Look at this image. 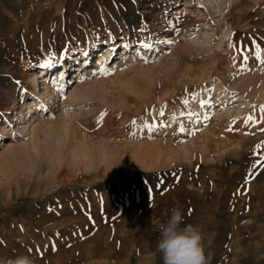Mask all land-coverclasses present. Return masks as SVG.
<instances>
[{
    "label": "rangeland",
    "instance_id": "1",
    "mask_svg": "<svg viewBox=\"0 0 264 264\" xmlns=\"http://www.w3.org/2000/svg\"><path fill=\"white\" fill-rule=\"evenodd\" d=\"M144 1L0 0V84L7 65L20 67L12 84L4 86L7 108L0 110L3 264L19 256L29 257L33 264H162L156 251L157 226L176 207L185 224L201 228L208 264H264V99L248 102L249 94L239 87L244 79L257 88L264 85V0ZM152 7L158 9L156 17ZM135 13L142 14L138 24L126 26ZM110 44L111 66L107 61L99 76L93 73L85 81L107 80L112 93L121 94L130 108L141 106L139 113L123 109L114 115L102 99L105 89L98 96L90 89L76 91L80 71L86 66L95 70ZM171 56L178 64L169 71L162 62ZM56 60L61 63L50 80L55 92H47L41 76L37 91L31 93L32 77L45 74ZM43 67L47 69L40 73ZM33 101L37 104L30 109ZM94 106L99 108L96 116L115 117L116 123L107 129L115 130L112 137H99L111 147L121 141L186 145L210 133L221 115L223 126L212 128V137L226 144L219 152L192 147L173 162L110 175L94 166L99 148L90 141L88 157L66 154L72 164L66 161L52 174V159L42 157L38 148L30 147L38 155L19 158L9 149L11 141L22 144L37 136L41 121L67 116L68 122L76 123L85 110L76 124L84 130L102 126L90 113ZM17 113L21 119L15 118ZM243 115L245 121H238ZM7 119L14 130H4ZM51 138V145L57 144ZM244 139L247 143L241 147L238 142Z\"/></svg>",
    "mask_w": 264,
    "mask_h": 264
},
{
    "label": "bare ground",
    "instance_id": "2",
    "mask_svg": "<svg viewBox=\"0 0 264 264\" xmlns=\"http://www.w3.org/2000/svg\"><path fill=\"white\" fill-rule=\"evenodd\" d=\"M151 2V0H146L144 1L143 3L147 4ZM158 0L156 1L155 4H158ZM154 4V5H155ZM152 5V4H151ZM151 11V15L152 16H155L158 14L157 11L158 9L156 7H152V9L150 10ZM149 11V12H150ZM128 14V13H127ZM141 15L135 13L133 15V19H130L128 17L126 23L127 25L126 26H136L138 24V20L137 18L138 17H141ZM130 30V29H129ZM123 42V41H122ZM122 42H119L120 44H123ZM128 46V45H127ZM43 47V46H42ZM113 47H114V44H110L109 46H107V48L105 49V55L101 56L100 54V59L98 60L97 64L95 65V70H92V69H88V67H84L80 73L78 74L79 78H78V82L76 85V91L79 90V93L80 91L82 92L83 91H86L87 89H90L89 91L93 90L95 92V94L98 96V95H101L104 90H107L108 92L111 91V89L109 88V86L107 85V80L103 82V80H100V81H85L87 78L89 79L93 73H95L94 75H97L99 76L101 74V72L103 71V67L108 66V62H109V65H110V60H108L112 55V51H113ZM39 49V48H38ZM89 49L86 48L85 49V53H89L88 52ZM136 51V50H135ZM138 51V50H137ZM181 52V51H180ZM77 55V54H76ZM76 55H73V58L71 59L73 61L72 65L76 64L77 63V56ZM138 55V54H137ZM130 55H125V59H128ZM113 58V57H111ZM130 59V58H129ZM177 57L176 56H171L170 58H165V60L162 62L163 66L167 69V70H172L173 67L175 68L174 64L177 62L176 61ZM108 61V62H107ZM112 61V59H111ZM60 63L61 61L60 60H56V61H53L49 67L47 69V67H43L40 71V73L42 71H44L45 69H47V72L43 75H35L34 78L32 77L31 79V83H32V90H31V93H35L37 91V89H35L36 87V84L38 82V77H41L42 76V81L44 82L45 86H46V89H47V92H49V94H52L55 92V89L54 87H52L50 85V80L52 79V77L54 76V73H55V69L56 67H59L60 66ZM64 64V67L66 68L67 67V64L66 63H62ZM178 64V63H176ZM118 66H120V62L117 63ZM3 66V65H2ZM75 66V65H74ZM111 66V65H110ZM115 66V65H113ZM117 66V67H118ZM162 66V67H163ZM178 66V65H176ZM3 67H6L5 65ZM19 67L18 64H11V65H7V69H6V77H4V81L2 84H0V110H4L5 108H7L6 106V98H7V90L5 89V84L8 82V84H12V81H13V73L14 71ZM141 67V66H140ZM20 68V67H19ZM148 68V66H147ZM5 69V68H4ZM70 69V68H69ZM86 69V72L84 74H82V71ZM49 70H52V72L50 73L49 75ZM177 69H175L176 71ZM140 71V70H139ZM4 72V71H3ZM66 72V71H65ZM135 72V71H133ZM132 72V74H133ZM143 72V71H142ZM148 72V71H147ZM174 72V70H173ZM180 72V71H179ZM186 73V78L187 75H191L190 71L187 70L185 71ZM171 74H173L172 72H170ZM169 73V74H170ZM182 73V72H181ZM184 73V71H183ZM182 73V76H184V74ZM131 74V73H130ZM170 74V75H171ZM175 74V73H174ZM23 75V73H22ZM118 75V74H117ZM116 75V76H117ZM123 75V73H122ZM121 75V76H122ZM128 75V74H127ZM177 75V73H176ZM179 75V74H178ZM181 75V74H180ZM193 75V74H192ZM195 75V74H194ZM115 76V77H116ZM155 76V75H154ZM175 76V75H173ZM182 76L181 79L183 78ZM198 76V75H197ZM11 78V79H8V78ZM22 77V76H21ZM156 77V76H155ZM178 77V76H177ZM173 78V77H172ZM22 79V78H21ZM55 79V78H54ZM167 79V78H166ZM176 78H174L175 80ZM180 78L177 80V82L179 80H181ZM189 79H190V76H189ZM188 79V80H189ZM195 79V77L193 78ZM197 79V78H196ZM62 80V79H61ZM155 80V79H154ZM159 80V79H158ZM243 80V79H241ZM255 79H253L254 81ZM183 81V80H182ZM176 82V83H177ZM184 82V81H183ZM232 82H234L232 80ZM240 82V81H239ZM256 82V81H254ZM264 82V81H263ZM123 83V82H122ZM182 83V82H181ZM230 83V82H229ZM127 84V83H126ZM129 84V83H128ZM264 84V83H263ZM262 84V85H263ZM232 85V84H231ZM254 84L252 83V80L250 79H244L243 82H240L239 84V87H241L243 91L247 92L246 94H249L247 97L249 101H251V99H254V101H258V103L262 102V100L264 99V85L263 86H260L259 88H256L253 86ZM121 87V86H120ZM129 87V86H128ZM147 88V87H146ZM222 88V87H221ZM123 89V88H122ZM132 89V88H131ZM136 89V88H135ZM103 90V91H102ZM120 90V89H119ZM163 90V89H162ZM29 93H30V90H28ZM92 91V92H93ZM105 91V92H107ZM128 91V90H127ZM148 91V90H147ZM224 91V90H223ZM103 93L102 95V99L105 100V102L108 104V108L112 109L113 112L115 113L114 115H116V113L118 112H122L123 109H136V111L138 112L141 108L140 107H135V108H130V107H133V106H130L129 107V101H127L126 99H124L123 97H120L121 94H119L118 92L117 93H112V91L110 93ZM125 92V91H124ZM129 92V91H128ZM127 92V93H128ZM77 93V92H76ZM166 94V93H165ZM74 95V92L73 94ZM220 95V94H219ZM235 95V94H234ZM76 96V95H75ZM87 96V95H86ZM85 96V97H86ZM164 96V95H162ZM74 98V96H72ZM242 97L241 100H245V96H240ZM99 98V97H98ZM149 98L150 95H149ZM216 98V97H215ZM11 99V98H10ZM145 99V98H144ZM151 100V99H150ZM11 101V100H10ZM17 101V100H15ZM15 101H13V106L15 107ZM31 104H29V107L30 109L33 107V106H36L37 102L36 101H33V102H30ZM136 103V102H135ZM135 103L134 106H135ZM252 103V102H251ZM257 103V102H256ZM8 104V103H7ZM12 104V103H11ZM139 105V103H138ZM97 106V105H96ZM102 106V105H101ZM137 106V105H136ZM143 106V105H142ZM17 107V106H16ZM93 107V105H92ZM246 107V106H245ZM244 107V108H245ZM18 108V107H17ZM95 108V106H94ZM13 109V108H12ZM101 109V107H100ZM248 109V108H247ZM17 110V109H16ZM111 110V112H112ZM238 110V109H237ZM246 111V108L245 109H239V111L241 113H243L244 111ZM20 111V110H19ZM18 111V112H19ZM86 111V110H85ZM85 111H83L82 113H84ZM96 111H99V108H95L93 109L92 108V111L91 112H94V116L93 117H96L95 119L98 120V122H100L101 120V123L103 124L102 126H93V128H85L86 130H84V128L79 125V124H76L78 121H80L79 118H81L82 116V113L78 116V121L76 123L72 122H68V120H66L68 117L66 116L65 117H61V120H57L56 122H52L50 123L49 121H41V124L39 123V134H37V136H34L33 138H28L26 140L25 143H18V142H14V141H11L9 144H10V147L9 149L12 151V154L15 156V157H18V156H21V155H24V156H29L33 154V156L35 155H38L39 153H32V151L30 150V147L32 148H38L39 149V152L41 153V156H46L48 158H51L52 161H51V164H50V167L48 168V171L52 174V171H53V168H55L56 166L58 165H61L63 163H66L69 164L70 160L67 159V157L65 156L66 154H70L72 155L73 158H86L88 157V155L90 154L91 150H90V144H89V141L92 142V144L94 143L99 149V160L97 161V164H94V166H100L101 167V172L100 174H105L106 175H110V173H117V172H122V171H126V172H129L130 171H136L138 169H144V168H151L153 165L155 164H159L161 161H169V162H173L175 161L176 159H178L180 157V154L182 153H190L191 152V149L193 148H196L197 146H203L205 149H209L211 152L214 150V153L216 152L215 150H218L219 148L222 147V144H226V142L220 140L219 138H215V137H212V135H215L216 134V129H212V128H218V127H221L223 126L222 123H224L223 121V116H218V121L216 123V127L215 126H211L210 128V133L209 131H205L203 132L202 134H200L199 136L195 137L194 139H192V136H191V141L189 143H187L186 145H178V144H168L166 141L165 143H154V145H149V143H143L142 146L141 144H129V143H124V142H115L114 143V146L111 147V144L105 139V140H102L99 139L100 136H104V138L106 136H110V134L112 132H115L114 129H110V130H107L109 127H111L114 123H116V120H115V117L114 115H107L105 117H101L99 115L96 116ZM134 111V110H133ZM238 111V112H239ZM243 111V112H242ZM120 112V113H121ZM228 113L230 112L227 111ZM98 114H101V112H97ZM139 113V112H138ZM21 113H17V116L15 118L17 119H21ZM85 114V113H84ZM89 114V113H88ZM87 114V115H88ZM236 114V113H235ZM224 115V114H223ZM227 115V114H225ZM224 115V116H225ZM237 115V114H236ZM69 116V115H68ZM84 116V115H83ZM131 116V115H130ZM233 116V113L231 115V117ZM6 117H9V115L7 114ZM14 117V116H12ZM226 117V116H225ZM236 117V116H235ZM255 117V116H254ZM70 118V117H69ZM77 118V117H76ZM87 119V118H86ZM233 119V118H232ZM235 119H238V118H235ZM259 119V118H258ZM82 120V118H81ZM8 121V124L6 125L5 127V131L6 130H14L13 127H12V123L13 121L11 122V119H7ZM74 121V120H73ZM84 121V119H83ZM83 121L81 123H83ZM231 121V120H230ZM238 121L240 122H244L245 121V115H243L241 117V119H238ZM21 123V122H19ZM54 123V124H53ZM80 123V122H79ZM10 126V127H9ZM8 127V128H7ZM54 128H56V132L53 133L54 131ZM262 131V130H260ZM41 132L44 133L45 135L49 136L47 137V139H44V138H41ZM6 133V132H5ZM11 136L13 138H15V134L14 132H12ZM53 139H56L57 141V144L55 145H51L52 143V138ZM112 136H110L111 138ZM244 137V136H243ZM38 139V140H37ZM242 139V137H241ZM46 140L45 143H43V141ZM110 140V139H109ZM117 141H119L117 138H116ZM115 140V141H116ZM36 141L39 142L41 141V143H43L42 145L43 146H39L40 144L37 143L36 145ZM164 141V140H163ZM171 142V141H170ZM169 142V143H170ZM233 142V141H232ZM234 143V142H233ZM245 143H247V141L244 139L243 141H240L238 142V144H240V146L242 147ZM236 144V143H234ZM8 145V144H7ZM178 145V146H176ZM227 146V145H226ZM141 147V148H140ZM193 147V148H192ZM202 147V148H203ZM229 147V146H228ZM96 148V147H95ZM227 148V147H226ZM201 149V148H200ZM234 150V149H233ZM219 152V150H218ZM217 152V153H218ZM97 153V152H96ZM213 153V152H212ZM209 154V153H208ZM227 154H229L227 152ZM184 155V154H183ZM191 155V154H190ZM40 156V157H41ZM42 156V157H43ZM39 157V156H38ZM39 157V158H40ZM96 157V156H95ZM98 157V156H97ZM155 157V158H154ZM182 157V156H181ZM196 157V156H195ZM8 158V157H7ZM19 158V157H18ZM45 158V157H44ZM43 158V159H44ZM31 159V158H30ZM41 159V158H40ZM70 159V157H69ZM157 160L156 162H154V160ZM42 160V159H41ZM48 160V159H47ZM39 161V160H38ZM49 161V162H50ZM73 161V160H72ZM86 162V161H85ZM88 162V167L93 168L91 167L92 164L90 163V160L87 161ZM71 163V162H70ZM72 164V163H71ZM69 164V165H71ZM68 165V166H69ZM49 166V165H48ZM63 166V165H62ZM65 167V166H64ZM59 168V166H58ZM71 168V167H70ZM96 168V167H95ZM86 169V168H85ZM61 170V169H59ZM97 170V169H95ZM65 171V170H64ZM47 172V171H46ZM54 172V171H53ZM98 172V171H97ZM134 173V172H133ZM54 174V173H53ZM120 174V173H118ZM41 175V174H40ZM126 175V174H125ZM97 176V175H96ZM95 176V177H96ZM116 176V175H115ZM114 176V177H115ZM57 177V176H56ZM63 177V176H62ZM104 177V176H103ZM106 177V176H105ZM120 177V176H118ZM98 178V177H97ZM102 178V177H101ZM100 179V178H99ZM106 179V178H105ZM64 180V179H63ZM62 180L60 179V182ZM85 181H87L85 179ZM91 181V180H90ZM95 181V180H94ZM242 207V206H240ZM244 207V206H243ZM244 209V208H243ZM237 216L235 215L234 216V219H236ZM155 246V245H154ZM94 246H92V250ZM218 249V247L216 248ZM253 251V250H252ZM88 252V251H87ZM219 252V251H218ZM221 252V251H220ZM86 254V252H85ZM88 255V254H87ZM90 255V254H89ZM91 260V259H90Z\"/></svg>",
    "mask_w": 264,
    "mask_h": 264
},
{
    "label": "clouds",
    "instance_id": "3",
    "mask_svg": "<svg viewBox=\"0 0 264 264\" xmlns=\"http://www.w3.org/2000/svg\"><path fill=\"white\" fill-rule=\"evenodd\" d=\"M157 227L160 236L156 251L162 264H208L201 228L185 224L179 207L171 209L167 221ZM7 264H33V261L27 256H19L15 260H8Z\"/></svg>",
    "mask_w": 264,
    "mask_h": 264
},
{
    "label": "snow or ice",
    "instance_id": "4",
    "mask_svg": "<svg viewBox=\"0 0 264 264\" xmlns=\"http://www.w3.org/2000/svg\"><path fill=\"white\" fill-rule=\"evenodd\" d=\"M181 131H183V128H181Z\"/></svg>",
    "mask_w": 264,
    "mask_h": 264
}]
</instances>
